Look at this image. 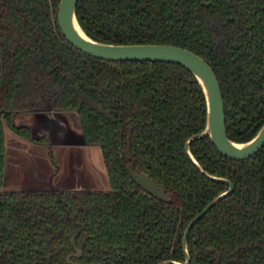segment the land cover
<instances>
[{
	"label": "trees",
	"instance_id": "trees-1",
	"mask_svg": "<svg viewBox=\"0 0 264 264\" xmlns=\"http://www.w3.org/2000/svg\"><path fill=\"white\" fill-rule=\"evenodd\" d=\"M60 1L0 0V264H68L72 223L84 251L79 264L184 262L187 225L229 188L199 171L185 150L206 124L203 90L180 64L82 53L59 26ZM77 16L102 42L171 44L204 58L221 85L232 140L247 141L263 125L264 0H79ZM48 106L78 113L87 144L102 150L109 191H2L5 127L47 141L12 116ZM191 150L234 190L191 229L190 264H264V147L234 160L206 136ZM128 165L173 202L147 195Z\"/></svg>",
	"mask_w": 264,
	"mask_h": 264
},
{
	"label": "water",
	"instance_id": "water-1",
	"mask_svg": "<svg viewBox=\"0 0 264 264\" xmlns=\"http://www.w3.org/2000/svg\"><path fill=\"white\" fill-rule=\"evenodd\" d=\"M78 2L79 0H61L58 7L57 17L59 26L64 36L79 51L86 55L107 61H159L180 64L186 67L195 76L203 90L206 100V124L201 132L192 135L186 141L185 150L189 159L193 162V164L198 168L199 171H201L205 176L214 181L227 183L229 185V188L218 195L216 198H214L187 225L183 236L185 261L180 262L176 260H164L157 263L190 264L191 256L189 252L188 237L191 229L193 228L195 223L199 221L212 207L217 205L223 198L231 194L234 190V184L229 179L210 174L203 168V166L199 163L191 150V143L194 140L208 136L211 138L217 149L226 157L234 160L247 159L255 155L264 147V123L251 139L243 142L232 140L231 138H229L227 132L225 103L219 80L213 68L206 62V60H204V58L187 48L171 44H115L96 40L87 34L78 20ZM0 57L1 64L3 66L4 62L2 59L1 50ZM2 82V74H0V85L2 84ZM60 112L64 111L53 110L51 106H48L44 109H35L29 112H25L29 113V115L27 116L31 117L32 124H24V126H27L30 129L31 134L35 139L46 136L49 139L47 144H51L50 133L41 130V125H44V123L55 125L57 122L55 116ZM35 125L36 128L34 130ZM62 128L65 129L64 132L67 135L65 136V140L62 141L61 144L65 147V149H69L72 152V159L70 163L75 165L72 172L76 176L81 177L82 170L79 169L80 164H78L77 151L87 149L89 144H87L82 132L80 135L74 133L72 134L68 126L60 127L61 130ZM36 130L38 132H36ZM8 153L9 152L7 149L5 177L2 188L3 192L50 191L60 193L63 191H106L104 190L105 188H102V186H99V188L92 187V189L90 188V190H88L86 188L87 186H80V184H75L69 188L66 186H62L60 183L55 184L53 182V179H51V176L49 178H46L45 176H37L34 185L30 186L31 188L21 190L6 188L7 177L9 175L7 167L9 158ZM13 160H16V158H14ZM15 166L16 164L14 163L11 166L12 169H17L18 164L16 168H14ZM128 171L135 183L148 194L165 203L173 202V199L168 195L167 190L159 183H157L153 178H151L146 172H137L131 166L128 167Z\"/></svg>",
	"mask_w": 264,
	"mask_h": 264
},
{
	"label": "rangeland",
	"instance_id": "rangeland-1",
	"mask_svg": "<svg viewBox=\"0 0 264 264\" xmlns=\"http://www.w3.org/2000/svg\"><path fill=\"white\" fill-rule=\"evenodd\" d=\"M29 113H14L13 123L16 125H31ZM55 125L44 123L41 130L50 133L51 144L34 143L27 140L8 127H5L6 146L8 149V172L6 188L26 189L34 185L37 176L53 179V182L60 183L62 186L71 187L75 184L92 187L105 188L108 190L109 181L106 167L104 165L102 150L99 146L89 145L87 149L78 150V164L82 170V176H76L72 170L75 167L70 163L72 152L61 144L67 135L62 128L68 126L73 134H81V123L77 112H60L55 116ZM55 120V121H56ZM36 125L34 126V130ZM36 132H38L36 130ZM42 134V133H39ZM51 154L53 158H51ZM16 158V160H13ZM18 164L17 173L13 174L12 165ZM16 166L14 168H16ZM76 176V177H74ZM103 190V189H98Z\"/></svg>",
	"mask_w": 264,
	"mask_h": 264
},
{
	"label": "flooded vegetation",
	"instance_id": "flooded-vegetation-1",
	"mask_svg": "<svg viewBox=\"0 0 264 264\" xmlns=\"http://www.w3.org/2000/svg\"><path fill=\"white\" fill-rule=\"evenodd\" d=\"M214 70V69H213ZM218 78V77H217ZM221 86V85H220ZM48 139V138H47ZM48 141H49V139L47 140V141H45V140H42L41 142H37V143H41V144H47L48 143ZM51 158H53V155L51 154V156H50ZM129 166H131V165H128V167ZM128 167H127V169H128ZM132 167V166H131ZM133 168V167H132ZM134 169V168H133ZM135 170V169H134ZM135 171H137V172H145V171H138V170H135ZM129 172V171H128ZM147 173V172H146ZM148 174V173H147ZM129 175H130V173H129ZM149 175V174H148ZM150 176V175H149ZM131 177V176H130ZM151 177V176H150ZM132 178V177H131ZM152 178V177H151ZM108 180H109V178H108ZM133 180V179H132ZM134 181V180H133ZM134 183H135V181H134ZM158 183V182H157ZM136 184V183H135ZM137 185V184H136ZM161 185V184H160ZM138 186V185H137ZM162 186V185H161ZM138 187H140V186H138ZM141 188V187H140ZM111 189V186H110V182H109V188H108V190H106V191H109ZM142 189V188H141ZM166 189V188H165ZM143 190V189H142ZM167 190V189H166ZM144 191V190H143ZM147 195H149L150 197H153L152 195H150V194H148L146 191H144ZM167 193H168V191H167ZM169 195V194H168ZM170 196V195H169ZM171 197V196H170ZM154 198V197H153ZM156 199V198H155ZM157 200V199H156ZM159 201V200H158ZM162 202V201H161ZM165 203V202H164ZM169 204V203H168ZM66 217H67V219L68 220H70V214H69V212L67 213V215H66ZM72 227H73V231H74V233H73V235H72V237H71V243H72V246H73V248H74V252H72V253H70V254H68L67 255V257H66V261H67V263L68 264H79L75 259H79V258H81L82 256H83V254H84V251H83V249L81 248V247H79L78 245H77V243H76V238H77V236H78V234H79V232L77 231V229H76V226H75V224L74 223H72ZM84 264H102V263H100V262H97V261H91V262H88V263H84Z\"/></svg>",
	"mask_w": 264,
	"mask_h": 264
},
{
	"label": "crops",
	"instance_id": "crops-1",
	"mask_svg": "<svg viewBox=\"0 0 264 264\" xmlns=\"http://www.w3.org/2000/svg\"><path fill=\"white\" fill-rule=\"evenodd\" d=\"M12 171H13V174H16L17 173V169H13Z\"/></svg>",
	"mask_w": 264,
	"mask_h": 264
}]
</instances>
